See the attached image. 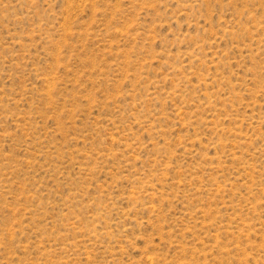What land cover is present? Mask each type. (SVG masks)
Segmentation results:
<instances>
[{
	"label": "rangeland",
	"instance_id": "rangeland-1",
	"mask_svg": "<svg viewBox=\"0 0 264 264\" xmlns=\"http://www.w3.org/2000/svg\"><path fill=\"white\" fill-rule=\"evenodd\" d=\"M0 264H264V0H0Z\"/></svg>",
	"mask_w": 264,
	"mask_h": 264
}]
</instances>
